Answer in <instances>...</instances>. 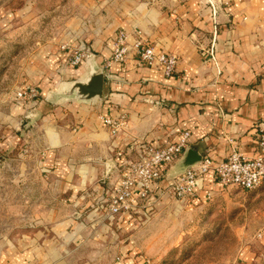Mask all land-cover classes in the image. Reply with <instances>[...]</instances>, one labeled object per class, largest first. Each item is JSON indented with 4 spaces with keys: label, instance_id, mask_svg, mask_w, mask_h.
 I'll list each match as a JSON object with an SVG mask.
<instances>
[{
    "label": "crops",
    "instance_id": "1",
    "mask_svg": "<svg viewBox=\"0 0 264 264\" xmlns=\"http://www.w3.org/2000/svg\"><path fill=\"white\" fill-rule=\"evenodd\" d=\"M224 1L228 6L213 16L211 10L200 7L199 0H86L96 10L90 9L86 16L80 48L98 54L105 75L103 98L77 105V120L71 124L74 131L53 125L40 137L52 166L66 163L69 167L67 171H46L59 179L65 193H73L81 184L83 192L94 195L97 203L88 202L84 222L87 228L102 227L108 235L80 236L79 228L85 224L53 219L55 233L9 241L0 250V264H68V252L58 251V244L70 246L95 239L112 243L110 249L116 254L115 244L139 222L133 215L139 207L113 216L107 204L119 184L122 164L137 158L141 143L164 145L188 130L189 146L214 162L227 157L230 139L244 154L256 152L264 129V0ZM120 30L127 32L129 45L139 34L158 50L175 54L177 71L165 76L142 64L133 51L124 61L109 62L112 42ZM46 58L48 63L58 60L68 66L58 47ZM69 67L67 73L74 75ZM121 115L126 116V124L113 133L104 118ZM183 157L156 183L152 203L171 196L192 207L206 200L207 189L216 187L213 175L208 174L193 199L176 198L169 185L184 172ZM126 238L129 255L136 256L132 245L136 236Z\"/></svg>",
    "mask_w": 264,
    "mask_h": 264
},
{
    "label": "rangeland",
    "instance_id": "2",
    "mask_svg": "<svg viewBox=\"0 0 264 264\" xmlns=\"http://www.w3.org/2000/svg\"><path fill=\"white\" fill-rule=\"evenodd\" d=\"M199 4L211 10V0ZM90 9L96 10L86 0H0V250L25 236L55 233L53 219L85 224L80 236L108 235L84 222L88 202L97 203L94 195L83 192L81 184L65 193L59 179L46 171L69 167L52 166L40 137L53 125L73 130L77 105L87 102L66 92L69 82L87 72V60L72 65L69 50L80 48ZM55 47L68 66L48 63ZM69 66L74 75L67 73ZM26 88L37 96L19 99ZM212 192L192 207L171 196L142 202L147 208L139 204L133 214L139 222L115 244L116 254L112 243L100 239L60 243L58 251L67 250L68 264H264V236H258L264 234V184L254 190L216 185ZM130 235L136 236V256L127 249ZM121 251L126 254L119 256Z\"/></svg>",
    "mask_w": 264,
    "mask_h": 264
},
{
    "label": "built area",
    "instance_id": "3",
    "mask_svg": "<svg viewBox=\"0 0 264 264\" xmlns=\"http://www.w3.org/2000/svg\"><path fill=\"white\" fill-rule=\"evenodd\" d=\"M228 6L224 0H211L213 16L223 7ZM127 32L118 31L112 42V52L109 62L124 61L130 51L148 67L159 69L165 76H171L177 71L178 58L175 54L158 50L141 35H137L134 43H127ZM63 48H66L63 46ZM71 64L79 65L91 55L88 49H70ZM30 89V88H29ZM21 89L17 94L19 99L37 96L34 89ZM113 133L126 124V116L104 118ZM229 154L224 160L214 162L210 157L202 160L173 178L169 191L178 199H193L199 190L203 189L206 175L212 174L219 186H236L243 190H254L264 184V129L261 130L256 152L244 154L235 140L230 139ZM190 145V132L182 131L175 141L164 145L152 142L141 143L138 156L134 160H126L120 169L119 184L116 185L108 200L107 208L111 215H120L124 211L135 210L139 204L147 201L156 185L166 175L170 166L184 154ZM212 189L205 191V199L212 197ZM263 234L259 233L261 237Z\"/></svg>",
    "mask_w": 264,
    "mask_h": 264
},
{
    "label": "water",
    "instance_id": "4",
    "mask_svg": "<svg viewBox=\"0 0 264 264\" xmlns=\"http://www.w3.org/2000/svg\"><path fill=\"white\" fill-rule=\"evenodd\" d=\"M97 56L91 54L87 59V72L81 79H76L69 82L66 94L77 95L78 98L84 101H98L103 98L104 91V68L99 65ZM202 156L192 147L187 146L184 151V157L181 159V165L184 169L199 163Z\"/></svg>",
    "mask_w": 264,
    "mask_h": 264
}]
</instances>
